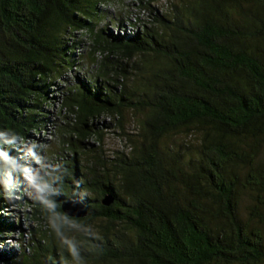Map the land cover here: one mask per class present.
Returning a JSON list of instances; mask_svg holds the SVG:
<instances>
[{
	"label": "trees",
	"instance_id": "1",
	"mask_svg": "<svg viewBox=\"0 0 264 264\" xmlns=\"http://www.w3.org/2000/svg\"><path fill=\"white\" fill-rule=\"evenodd\" d=\"M104 1L0 0V210L76 32L96 65L64 92L71 156L45 176L18 264H264V0H141L150 22L127 34L97 26ZM104 116L128 151L88 143ZM69 199L88 214L65 213Z\"/></svg>",
	"mask_w": 264,
	"mask_h": 264
},
{
	"label": "rangeland",
	"instance_id": "2",
	"mask_svg": "<svg viewBox=\"0 0 264 264\" xmlns=\"http://www.w3.org/2000/svg\"><path fill=\"white\" fill-rule=\"evenodd\" d=\"M153 4L160 11H167L172 0H159ZM101 17L97 18V26H108L112 31L130 33L133 29L141 28L145 22H150L148 10L141 8V0H105L98 4ZM123 22L120 27L118 23ZM87 33V32H86ZM86 33L76 32L74 39L83 40V43L74 50L76 54L83 53V58L75 56L76 63L65 72L61 79L54 81L50 91V103L45 105L47 121L40 128L32 130L25 140H20L19 160L11 168V187L4 196V206L0 210L1 220L5 225L0 231V264H8L6 258L13 256L12 264H18L23 257V250L31 252L34 234L39 222L34 218L38 207V198L48 192L45 176L50 168L57 167L67 161L71 152L64 144L61 129L69 121L68 115L62 109L63 95L66 88L77 82L78 79H89L96 70L88 55L90 52V39ZM71 39V41H74ZM70 115V114H69ZM126 121L125 131L135 133L138 124L135 120ZM102 141L93 137L88 143L101 145L108 154L116 150L130 149L129 142L119 124L110 117L104 116L99 120Z\"/></svg>",
	"mask_w": 264,
	"mask_h": 264
},
{
	"label": "water",
	"instance_id": "3",
	"mask_svg": "<svg viewBox=\"0 0 264 264\" xmlns=\"http://www.w3.org/2000/svg\"><path fill=\"white\" fill-rule=\"evenodd\" d=\"M113 201V198L110 195H107L104 199V203L110 204ZM62 209L69 216L73 217H84L88 214L86 208L78 201L69 199L63 202Z\"/></svg>",
	"mask_w": 264,
	"mask_h": 264
}]
</instances>
